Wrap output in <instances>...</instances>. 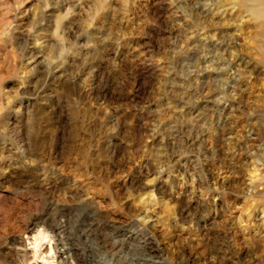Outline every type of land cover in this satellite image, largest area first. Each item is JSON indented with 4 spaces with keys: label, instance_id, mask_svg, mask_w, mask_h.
<instances>
[{
    "label": "rangeland",
    "instance_id": "obj_1",
    "mask_svg": "<svg viewBox=\"0 0 264 264\" xmlns=\"http://www.w3.org/2000/svg\"><path fill=\"white\" fill-rule=\"evenodd\" d=\"M45 58L63 68L49 75ZM66 76L82 85L83 107L58 94ZM38 81L39 102L14 99ZM251 131L264 138V0H0V264H63L69 251L48 225L71 228L86 207L103 214L98 238L118 242L114 256L89 254L92 264H162L159 238L171 229L158 227L153 241L156 215L171 224L177 201L191 194L197 207L210 184L231 186L227 203L208 194L199 204L183 256L227 264L226 249L199 241L225 244L233 219L248 241L264 221ZM115 163L129 173L122 202L106 194ZM150 200L160 206L145 215Z\"/></svg>",
    "mask_w": 264,
    "mask_h": 264
},
{
    "label": "clouds",
    "instance_id": "obj_2",
    "mask_svg": "<svg viewBox=\"0 0 264 264\" xmlns=\"http://www.w3.org/2000/svg\"><path fill=\"white\" fill-rule=\"evenodd\" d=\"M41 63L46 64V67L44 69L45 72H47L49 75H52L56 71H58L60 68H63V62H61L60 65H58L56 68H52L50 64H47V58H45L44 61H41ZM65 73H67V69H65ZM87 79V77H85ZM63 87H61L60 92L58 93L61 95L62 98L67 99V105L73 109H78L80 107H83V105L80 103V93L83 90L82 85L80 84L79 80H75L72 78H69L66 76V78L61 82ZM104 84V80L102 79L99 85H96L97 87H102ZM21 87H23V82ZM43 83L41 81H38V86L32 87L29 86L28 88H24L23 91H21V88H17L14 90V99L18 101H23L24 99H28L29 103H31L33 100H37V98L40 96V92L42 91ZM37 102H39L37 100ZM16 111H19V109H16ZM149 162L153 163L154 161L151 160L149 157ZM133 167L136 165L133 164ZM115 167L117 169V172L115 175H108L104 177V180L106 183L111 182L112 180H115L116 183L113 185V188H115V191L109 190L106 194L109 196V198H114L117 202H122L124 197L129 195L128 191H125L123 194L120 192V187H123L127 189L129 186L125 183V185L120 186L119 181L125 180L129 173L121 166L120 163H115ZM166 171V167H159L156 179L159 178V176ZM148 175H151L149 173ZM187 184V182H185ZM202 186H204L202 184ZM246 187V185H245ZM231 190V186H225L224 184L215 185L210 184L205 187V193L204 195L200 197H196L197 199V207H193L191 203V194H188L190 196V199L186 201H177L180 204L179 208V218H170L172 219V223L169 224L167 219H164L160 217L159 215H156L152 228L149 229V231L152 233V239L155 241L158 237L156 235L155 230L158 227H162L165 229L170 228L171 231H165L163 233V236L159 238L160 244H163L165 246V249H167L166 254H164V249H161V255H162V264L163 261H166L167 264H188L190 258H186L183 256V251L186 248L193 247L191 243V236L195 229L192 227L193 223H196V216L199 213V204L205 202V198L208 194L213 195V201L216 199L224 200L225 203H227V197L229 195V192ZM138 198V197H134ZM149 203L151 204V207L145 206L142 211L145 212V215L148 214V212H155V208L159 207V203L150 200ZM211 203V202H210ZM232 205H229L231 207ZM187 213V215H185ZM240 221H237L233 219L232 225L229 228V231H232L234 233L233 237L228 240L225 244H220L219 241H217L215 244H209L207 241H199L206 250L209 252L217 251L218 253L220 251H223L226 249V252H224V256L226 257L227 264H264V252L261 253L262 258L257 260L255 253L258 251H261L262 248H264V221H258L257 228L254 230L256 231L257 235L251 236V239L248 241H245L243 239H238V237L244 235L248 232V230L243 229L239 226ZM185 233L188 234L189 239H185ZM251 235V233H248ZM174 235L176 237V243L172 248H168V238L170 236ZM247 248L248 249V256L244 257L240 255L241 250ZM208 264V262H206ZM210 264H224V261H216L213 260L210 262Z\"/></svg>",
    "mask_w": 264,
    "mask_h": 264
},
{
    "label": "bare ground",
    "instance_id": "obj_3",
    "mask_svg": "<svg viewBox=\"0 0 264 264\" xmlns=\"http://www.w3.org/2000/svg\"><path fill=\"white\" fill-rule=\"evenodd\" d=\"M246 139H249L247 143L250 151H252L251 149L254 150L252 154L254 155L255 153V155L258 156L259 161L261 160L263 162L262 164L264 165V138L251 131L250 135L246 137ZM86 208L88 209L84 210V213L79 216L78 222H76V224L71 228H67L66 224L63 225L55 218L48 225V233L51 234V236L57 241V244H63V248H65L66 251H69L67 257H62L63 264H76L74 261L77 260L80 261L79 264H92L89 259V254L94 252L101 254L104 253L106 255H111L113 253V256L116 254L114 251L118 247V242L111 241L106 237H101V239L98 238V232H96L97 227H94L93 222L96 220H103V214L97 210L90 211L89 207ZM59 213L65 212L63 210H59ZM74 241H76L78 244H82L83 248L81 249V255L74 251L76 246ZM67 244H69V247H66ZM144 258H146L144 253H135L131 256V260L141 261L145 260ZM113 262L114 264L127 263V261L124 259H114Z\"/></svg>",
    "mask_w": 264,
    "mask_h": 264
}]
</instances>
